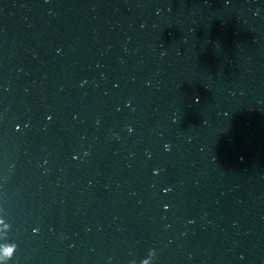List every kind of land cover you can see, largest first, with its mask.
Instances as JSON below:
<instances>
[{
    "label": "water",
    "instance_id": "water-1",
    "mask_svg": "<svg viewBox=\"0 0 264 264\" xmlns=\"http://www.w3.org/2000/svg\"><path fill=\"white\" fill-rule=\"evenodd\" d=\"M0 264H264V0H0Z\"/></svg>",
    "mask_w": 264,
    "mask_h": 264
}]
</instances>
